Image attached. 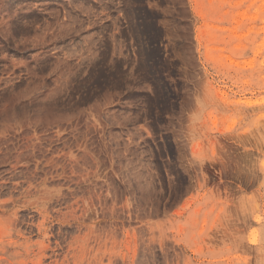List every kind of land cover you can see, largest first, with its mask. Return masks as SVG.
<instances>
[{"label": "rangeland", "instance_id": "obj_1", "mask_svg": "<svg viewBox=\"0 0 264 264\" xmlns=\"http://www.w3.org/2000/svg\"><path fill=\"white\" fill-rule=\"evenodd\" d=\"M0 264H264V0H0Z\"/></svg>", "mask_w": 264, "mask_h": 264}]
</instances>
